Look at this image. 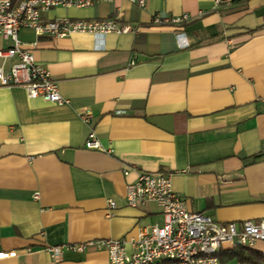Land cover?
Wrapping results in <instances>:
<instances>
[{"label": "crops", "instance_id": "1", "mask_svg": "<svg viewBox=\"0 0 264 264\" xmlns=\"http://www.w3.org/2000/svg\"><path fill=\"white\" fill-rule=\"evenodd\" d=\"M118 10L136 32H18L68 103L0 85V264H107L103 249L64 246L130 240L163 224L156 204L125 202L137 171L169 173L187 209L218 222L264 218V0H97L41 15L93 20ZM155 14L188 17L155 25ZM12 45L0 34V48ZM90 130L100 150L84 147ZM49 246H62L60 258ZM238 247L222 244L217 264H264V241L246 247L244 261Z\"/></svg>", "mask_w": 264, "mask_h": 264}, {"label": "built area", "instance_id": "2", "mask_svg": "<svg viewBox=\"0 0 264 264\" xmlns=\"http://www.w3.org/2000/svg\"><path fill=\"white\" fill-rule=\"evenodd\" d=\"M97 0H0V34L12 40L10 47L0 48V85L21 86L29 98L42 97L45 100L66 104L68 100L59 93L57 82L46 67L36 62L31 50L18 38L21 28H30L37 36L53 38L65 37L71 33H128L136 32L138 27L129 23H118L116 16L108 19H73L59 17L50 20L42 18V12L56 6L84 8ZM144 7V0H130ZM235 0H214L215 8L231 4ZM187 14L176 17L152 16V23L164 25L178 23ZM179 33H177L178 35ZM33 43L32 45H34ZM186 44L180 45L184 48ZM15 59L10 65L7 62ZM80 119L88 123L91 111L84 108ZM84 147L100 150L101 146L93 130H90ZM128 174V170L124 171ZM35 192L33 197L37 198ZM125 202L130 207H143L156 204L163 214L162 225H151L141 229L136 238L101 239L64 248L83 250L103 249L107 252V264H217L216 253L224 243L237 242L242 247H251L256 241H264V218L259 221L218 222L202 212H191L185 201L172 189L169 173L160 171H137L136 178L125 185ZM109 209L115 207L108 201ZM130 244L127 253L125 245ZM61 247H47L54 258L61 256ZM4 254L0 253V256Z\"/></svg>", "mask_w": 264, "mask_h": 264}, {"label": "trees", "instance_id": "3", "mask_svg": "<svg viewBox=\"0 0 264 264\" xmlns=\"http://www.w3.org/2000/svg\"><path fill=\"white\" fill-rule=\"evenodd\" d=\"M248 249H246V247H238L236 248V250L233 252V256L237 257L238 260L240 261H244V260H248L249 257L247 256L246 253H248Z\"/></svg>", "mask_w": 264, "mask_h": 264}]
</instances>
